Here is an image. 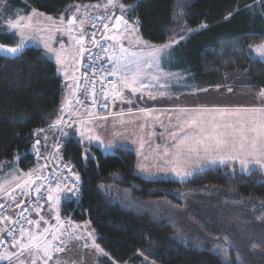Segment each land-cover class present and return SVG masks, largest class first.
Here are the masks:
<instances>
[{"label": "trees", "instance_id": "obj_1", "mask_svg": "<svg viewBox=\"0 0 264 264\" xmlns=\"http://www.w3.org/2000/svg\"><path fill=\"white\" fill-rule=\"evenodd\" d=\"M77 1L96 3L104 0H13V3H24L29 8L57 14ZM175 1L120 0L125 6L121 14L128 22L138 19L143 37L162 44L168 41L174 25ZM258 1L191 0L184 15L188 27L198 31L193 32V37L178 56L182 63L193 68L197 80L206 81L210 86L222 85L227 71L245 69L251 80L245 89L264 87V61L254 59L249 48L250 44L264 40V8L258 12L250 10ZM134 4L137 7L130 10L129 6ZM0 42L13 41L10 36L0 33ZM62 91L63 79L55 62L47 59L40 48L26 47L20 59L0 58V172L15 155L19 156V166L27 169L39 161L37 151L38 157L45 154L41 136L55 128L57 120L62 117ZM37 140L39 144L35 143ZM83 147L91 153L86 161L76 138H68L59 147L61 159L58 164H71L81 181L79 196L63 199L60 213L76 221L89 220L97 230V243L113 260L136 263L146 256L155 264H225L217 245L228 247L230 242L228 264H256L257 261L264 264V257L259 259V254L264 255V246L259 239L246 243V247L251 249L247 258L241 251L243 249L238 248L240 245L236 246V238L230 232L217 233L199 221L197 227L201 233L193 227L190 235L181 234L179 230L182 227L166 216L168 212L154 218L148 208L125 206L121 199L115 197L117 191L130 188L132 196L142 201L169 202L167 211L170 212L175 206L182 207L178 196L180 191L222 188L235 200L256 205V212L261 208L264 210L262 172L243 173L232 171L228 166H213L185 180L145 178L135 171L136 154L133 149L121 146L104 153L94 145ZM47 173H50L49 167L45 169ZM34 190L29 188L26 195L8 200V204L16 206L10 216L11 223L23 208L21 205H26L31 199ZM0 226L4 225L0 222ZM237 252L240 261L236 260Z\"/></svg>", "mask_w": 264, "mask_h": 264}, {"label": "rangeland", "instance_id": "obj_2", "mask_svg": "<svg viewBox=\"0 0 264 264\" xmlns=\"http://www.w3.org/2000/svg\"><path fill=\"white\" fill-rule=\"evenodd\" d=\"M190 2L191 0L175 1L173 12L174 25L170 30L171 33L168 35V41L173 36L174 31H178L180 27L189 28L184 15L187 7H180V5L188 6ZM91 3L93 2H73L68 4L61 12L50 14L36 9L35 13H33L34 8H29L24 3L16 5L13 3V0H0V33L10 36L13 41L12 43H0L7 46H15L19 41V35L7 27L8 21L20 16H31L32 27L25 30V35L31 38L27 41V47H38L45 56L46 49L43 47V42H47L53 49L62 52L64 56L63 64L57 63L55 52L48 53L46 57L55 62L57 72L63 79L62 103L64 106L67 105L66 108L71 103L73 94L77 88L79 60L83 55L79 53V49L81 47L84 48L83 41L82 43H78V40H80L79 34L89 26L90 20L94 15L101 12H109L114 15V18L118 14H121L118 6H107L108 0H104L103 7L97 10H91L87 7L88 5L86 4ZM116 3L117 5L121 4L120 0H116ZM263 8L264 2L260 0L250 10L258 12L263 10ZM39 13H43L44 15H39ZM74 16L76 22L69 25L68 21ZM48 17L52 19L49 20ZM177 20H179V24H177ZM136 21L129 22L128 25H123L119 29L114 27L108 31L107 35L120 36L119 42L106 39L111 50H117L116 53H118L121 44L135 51L143 49L145 47L144 42L155 46L168 43V41L162 44L154 43L144 38ZM133 27H138V31L133 32ZM69 28L71 31H69ZM197 31L198 29L186 33L183 40L173 45L172 49L169 50L171 51V55L162 57L159 69L154 67L151 70H145L144 81L149 87L141 89L136 93H132L131 89L127 88L126 92H128L127 96L129 99L125 100L122 84L120 83L122 95L119 97V101H125V107L119 110V112L111 108L113 113L108 116L82 118V113L74 109L71 110V108L65 112L63 108L62 122L56 123L55 128L53 127L45 131L41 136V138H44V143H50L47 153L44 152L45 154L39 157V161L27 169H22L19 166V156L15 155L13 161L0 172V204H8L7 202L11 197L13 199L16 196L19 197L21 194L26 195L29 185L17 187V176L22 181L27 179L28 174L31 173L32 182L34 179L43 180L41 184H39L40 180L36 181L34 192L39 188V185H44L45 179L49 174H45V169L54 163L58 165V159H61L60 149L57 151L56 142L63 145L65 140L70 137L76 138L78 142L83 139V145L98 146L104 153H110L114 150L107 149L105 146L108 144H119L120 146L133 149L136 154L135 171L145 178L185 180L213 166H228L232 171L238 170L243 172L238 162L226 165L219 162L216 164L209 163L208 157H205L203 152L200 153L199 158L192 156L191 159L183 163V172L191 173V175L178 176L171 171L172 164L166 163V161L174 159L175 148L173 145L176 140H174L172 133L177 132L178 137L182 135L178 131L181 121L177 119L178 116L183 115L179 112L180 108H187L189 110L202 107L216 108L222 106L224 103L227 105L226 108L264 107V96L260 95L261 91H264V87L259 90L245 89V86H248L251 81L248 71L245 69L227 71L223 84L210 89L198 90L195 88L194 90H181L178 87L179 83H184L186 75L190 74L188 64L185 63L186 65H184L182 63L178 53L183 47L187 46ZM138 39L140 43H137ZM260 44H264V40L254 45L250 44L249 48L254 49ZM61 45H63V48H61ZM251 55L254 59L264 61V57L254 53H251ZM169 73L172 75H168ZM153 74L160 76L159 81L151 79ZM118 76L120 78V74ZM160 85H164V87H160ZM185 100L186 102L200 101H198L195 107H190L180 104L185 102ZM147 105L152 107L146 108ZM141 109H147L148 111L142 112L140 111ZM69 124H71V127H68ZM81 131L84 132V137H81ZM62 132H67L70 136L65 137L62 135ZM89 136L99 137V139L89 140ZM165 150H167V155H165ZM40 158L45 160L46 166ZM69 165V172L74 176L71 179L75 181V172L71 164ZM258 171L264 174V170ZM79 183L81 184V181ZM68 189L63 190L62 188L60 192L65 193L66 191V197L72 196V193L68 192ZM178 193L179 200L182 201V207L175 206L170 212L167 211L169 202L163 201L162 204H159L155 200L142 201L143 199L132 196L130 188L117 191L115 197L117 200L121 199L120 202L125 206L137 209L148 208L154 218L164 216L168 212L166 216L171 217L176 224H179L178 227H182L179 230L181 234L190 235L194 230L193 227L196 228L197 232L201 233L200 228L197 227L199 221L204 222L208 227L211 226L217 233L230 232L236 238V246L240 245L238 248L240 250L243 249L241 251L246 254L247 258L249 250L251 251L250 248L246 247L247 242L259 239V243L264 246V217H261L264 215V210L262 208L257 210L258 212H255L256 205L253 206L252 204L235 200L227 190L222 188L189 189ZM73 196L78 197L79 195ZM51 203L46 206L44 212L42 210L45 207L35 214L38 217L36 219L33 218L31 221L34 223L29 226V232L36 235H46L48 241L52 243V248L49 251L52 259L48 260V264H114V262L115 264H155L153 260L146 256L136 263L129 261L121 263L113 260L110 255L108 257L102 256L94 247V244L99 245L96 240L98 233L91 222L89 220L76 221L67 216L63 217L58 209L54 210L56 209V207H53L55 205L54 202ZM13 209L5 208L2 211L6 213L5 216L10 218L14 214ZM57 216H59V221L56 219ZM37 221L39 222L38 227L35 223ZM11 222L12 219L1 222L4 226H0V229H3L0 232V237L5 232H8L9 225L12 224ZM45 228L49 229L48 233H44ZM53 235L57 239L53 240ZM26 239L27 237H25ZM58 242H61L66 247L62 252L55 251ZM6 251L19 252V249H14L10 245ZM259 255V259L264 257L262 254ZM32 258L28 253L20 257V259L25 260V264H31ZM43 259H46V257L41 252L37 258V264H42ZM255 263L259 264L258 261ZM0 264H9V262L7 260H0ZM12 264H17L16 259H13Z\"/></svg>", "mask_w": 264, "mask_h": 264}, {"label": "snow or ice", "instance_id": "obj_3", "mask_svg": "<svg viewBox=\"0 0 264 264\" xmlns=\"http://www.w3.org/2000/svg\"><path fill=\"white\" fill-rule=\"evenodd\" d=\"M264 2V0H262ZM108 7H119L121 12L125 11V6L123 4L117 5L116 0H108ZM137 5L129 6V9H134ZM180 7H187V5H180ZM33 9V13H35ZM39 15H44L39 13ZM51 20V17H48ZM103 19V18H101ZM76 22L75 16L68 21L69 25H72ZM179 24V20L176 21ZM83 23V21H81ZM140 21L137 19L136 24L139 25ZM123 25H128V21L124 19L123 15L117 16L115 18V27ZM7 27L18 33L19 41L15 46H7L3 43H0V58H11V59H20L24 54L27 47V41L31 39L25 35V30L32 27L31 16L23 17L20 16L16 19L9 20ZM104 28L108 29V24H104ZM127 30V28H126ZM69 31L71 29L69 28ZM133 32L138 31V27L132 28ZM193 29L180 27L178 31H174L173 36L169 38L168 43H165L160 46L152 45L148 42H144L145 47L139 50H130L127 47H124L122 44L119 46V52L115 51L108 57L110 61H113V67L110 74L116 75L120 74V83L124 88L131 89L132 93H136L141 89L149 87L147 83L144 82V77L146 75L145 70H151L154 67L156 69L160 68L161 59L164 56H170L173 45H176L185 38V34L192 32ZM178 37V39H177ZM108 40H115L119 42L120 36L107 35L105 37ZM43 40V38H41ZM83 36L80 37L78 43H82ZM96 40H93V44H97ZM137 43H140L139 39ZM43 47L46 49L45 57L48 53L55 52L56 61L59 64L64 63V56L61 51H56L53 49L49 43L43 42ZM63 48V45H61ZM103 51L107 53L108 48H103ZM250 51L256 55L264 57V44L257 45L254 49ZM84 48L79 49V53L83 54ZM168 75H172L169 73ZM151 79L154 81H159L160 76L153 74ZM164 87V85H160ZM113 94L116 97H120L122 92L115 87L113 83ZM231 91V89H229ZM163 95V93H161ZM261 96H264V91H261ZM80 101L78 100L77 103ZM130 102V101H129ZM131 111V109H129ZM142 112H147V109H141ZM179 112L182 113V116H178L177 119L181 121L178 131L182 133L179 137L177 132H173L172 136L176 142L173 147L175 148L174 159L171 161H166V163H171V171L176 173V175H191V173L183 172L182 165L183 163L191 159L192 156L200 157V153L203 152L205 157H208L209 163L216 164H228L232 162H238L241 166L243 172L251 173L257 170H264V107H247V108H198L189 110L187 108H180ZM21 119H26L21 117ZM62 122V118L57 120V124ZM55 126V125H53ZM71 127V124L68 125ZM42 131V130H41ZM62 135L65 137L70 136L67 132H62ZM81 137H84V132H80ZM89 140L99 139V137L89 136ZM39 144L40 141L35 142ZM82 147V158L86 161L90 158V150L83 147V139L79 141ZM60 145L57 144L56 148L59 151ZM107 149H115L121 147L119 144H108L105 146ZM165 155H167V150H165ZM64 167H69V165H64ZM39 178V177H37ZM18 183L17 187H23L30 185L32 182V174H28V178L21 181L19 176L16 177ZM79 182L80 177L78 174H75V182L73 183L72 188L68 189V192L72 195H79ZM61 190L60 184L57 183L55 189H50V193L53 191ZM50 200H55L59 202L58 197L49 195ZM4 205L0 204V208H3ZM19 207V205H17ZM59 221V216L56 217ZM10 220L7 216H0V221ZM29 224L34 223L33 221H28ZM37 227L39 222H35ZM3 229H0L2 232ZM49 229L45 228L44 233H48ZM8 235L12 237L11 247L14 249H19V252L16 251H5L0 253V260H7L9 264H12L13 259L15 258L17 264H25V260L20 259L21 256H24L25 253L30 254L33 258L31 259V264H37V258L39 253L43 252L44 257L42 264H48V260L52 259V256L49 255V251L52 248V243L48 241L46 235H36L32 232H29L23 228L19 231V238H17L13 229H8ZM91 235V233H89ZM25 237L27 239L25 240ZM57 239L53 235V240ZM227 240L228 238L225 237ZM94 247L98 252L104 256L108 257V253L99 245L94 244ZM256 247V245H253ZM231 244L225 247L224 245H217V250L220 251L225 258V264H228L227 257L230 254ZM55 251L61 252L62 248H56ZM236 260L240 261L239 252H237ZM115 264V262H114Z\"/></svg>", "mask_w": 264, "mask_h": 264}, {"label": "built area", "instance_id": "obj_4", "mask_svg": "<svg viewBox=\"0 0 264 264\" xmlns=\"http://www.w3.org/2000/svg\"><path fill=\"white\" fill-rule=\"evenodd\" d=\"M113 14L109 12H101L94 15L87 28L83 29L79 34L83 36L85 60L83 63L80 79L82 82L80 93L75 100V106L72 109L82 113V118H100L112 114L111 108L114 105L113 83L119 90V78L118 75H111L112 64L108 59L110 56V47L105 40L104 24H108V27L112 21ZM103 18V19H101ZM93 40L98 43L93 44ZM103 48H108L109 51L105 53ZM80 101L77 103V101ZM61 146V143H57ZM69 165L67 162L59 164L57 169L50 172L47 176L44 185H40L39 188L33 193L31 199L20 210L18 216L15 217L14 223L11 225V229L14 230L17 238H19V231L21 228L28 229V221L31 216L42 210L45 205L46 198L50 195V189H55L57 183L60 184L62 190L72 188L73 181L71 178L74 176L69 172ZM75 179V178H74ZM81 184L79 183V189ZM5 208H14L13 204H5L4 208H0V216H5L6 213L2 211ZM2 222V221H0ZM9 228V229H10ZM12 237L7 234L0 240V253H3L11 245ZM56 248H64V245L60 242L57 243Z\"/></svg>", "mask_w": 264, "mask_h": 264}, {"label": "crops", "instance_id": "obj_5", "mask_svg": "<svg viewBox=\"0 0 264 264\" xmlns=\"http://www.w3.org/2000/svg\"><path fill=\"white\" fill-rule=\"evenodd\" d=\"M104 3V1H101V2H96V3H91V4H86V5H88L87 7H89L91 10H93V9H95V10H97V9H99V8H101V7H103V4ZM90 10V11H91ZM124 16V15H123ZM126 19V18H125ZM87 20H88V18L86 19V22H87ZM86 22H85V24H86ZM123 26V24L121 25V27ZM112 28H114V26L112 25V24H110V28L109 29H112ZM109 31V30H108ZM108 31H107V33H108ZM107 35V34H106ZM113 51H115V52H117V50H111V52H110V55L112 54V52ZM82 56H84V52H83V55ZM82 56H81V64H82V62L84 61V58L85 57H83L82 58ZM112 65H113V61H112V63H111ZM184 65H186V64H184ZM190 69V74H188V75H186V78H185V81H184V83H179V85H178V87H180L181 88V90H194L195 88H197L198 90H204V89H210V88H212V87H215V86H210V83H208V82H206V81H201V80H197V77H196V73L193 71V68L192 67H190V66H188ZM225 76H226V74H225ZM225 76H224V78H225ZM119 77V76H118ZM80 79V72H79V76H78V80ZM226 79V78H225ZM77 80V88H76V91H75V93L73 94V98H72V101H71V103H69L68 104V107L66 108V106L67 105H65V108H64V104H63V108H64V111L65 112H67L68 111V109H70V108H72V107H74L75 106V100H76V97H77V95H78V93H79V81ZM145 82V81H144ZM251 82V81H250ZM250 82H249V84H250ZM248 84V85H249ZM217 86H219V85H217ZM120 78H119V90H120ZM127 91V88H124V86L122 85V92L124 93V97H125V100H127V99H129L128 98V96H127V93L128 92H126ZM209 92H210V90H209ZM238 92V91H237ZM198 101H200V100H197L196 102H191V101H187L186 102V100H185V102H183V103H180V104H185V105H187V106H190V107H195L196 106V104L198 103ZM124 107H125V101L123 102H120L119 101V97H116V99H115V101H114V105H113V109L114 110H116V112H119V110H122V109H124ZM149 107H152V106H150V105H147L146 106V108H149ZM221 108H225V107H227V105H226V103H224V104H222V106H220ZM66 109V110H65ZM42 139V141H43V143H44V138L42 137L41 138ZM46 143V144H45ZM44 144H43V146H44V149H46L45 150V153H47V151H48V147H49V145H50V143H48V142H45ZM98 147V146H97ZM58 159V158H57ZM59 160V159H58ZM37 180H40V183L39 184H41L42 182H43V180H41V179H37ZM36 179H34L33 180V182L29 185V187H27V190L29 189V188H34L35 189V187H34V185L36 184V181H37ZM65 193H66V191H65ZM64 192L62 193V192H60V191H54V192H52L51 193V195L52 196H55V197H58V200H59V202L57 203L55 200H50L49 198H47L46 199V202H45V205H44V207L45 208H43V212L45 211V209H46V206L48 205V204H52L51 202H54V204L55 205H53V207H56V209H54V210H59L60 211V209H61V206H62V201H63V199H65L66 198V194H65ZM49 197V196H48ZM12 198V197H11ZM52 207V208H53ZM41 213V212H40ZM38 216L36 215V216H34V218L36 219ZM15 259V258H14Z\"/></svg>", "mask_w": 264, "mask_h": 264}, {"label": "bare ground", "instance_id": "obj_6", "mask_svg": "<svg viewBox=\"0 0 264 264\" xmlns=\"http://www.w3.org/2000/svg\"><path fill=\"white\" fill-rule=\"evenodd\" d=\"M128 21V20H127ZM129 23V22H128ZM110 47V46H109ZM110 50H111V48H110ZM47 58V57H46ZM47 59H49V58H47ZM51 60V59H50ZM111 63H112V61H111ZM79 81V93H80V90H81V86H82V82H81V79H79L78 80ZM78 93V94H79ZM115 99H116V96L114 95V101H115ZM59 166V164L58 165H55V163L54 164H52V165H50V167H49V170H50V172H52L53 170H55V169H57V167ZM5 252V251H4ZM3 252V253H4Z\"/></svg>", "mask_w": 264, "mask_h": 264}, {"label": "water", "instance_id": "obj_7", "mask_svg": "<svg viewBox=\"0 0 264 264\" xmlns=\"http://www.w3.org/2000/svg\"><path fill=\"white\" fill-rule=\"evenodd\" d=\"M120 15H122V14H118L117 16H120ZM117 16H116V17H117ZM116 17H115V18H116ZM115 18H114V22H113V24H112L114 27H115ZM124 19H125V17H124ZM125 20H127V19H125ZM121 25H122V24H121ZM120 27H121V26H120ZM120 27H119V28H120ZM80 67H81V59L79 60V71H80ZM38 155H39V152L37 151V153H36V158H39ZM40 160H42V161L45 163V160H44V159L40 158ZM45 166H46V163H45Z\"/></svg>", "mask_w": 264, "mask_h": 264}]
</instances>
